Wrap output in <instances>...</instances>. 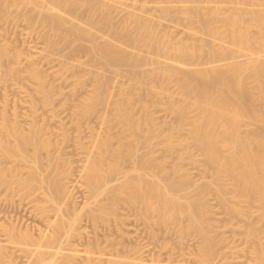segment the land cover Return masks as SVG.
Instances as JSON below:
<instances>
[{
    "label": "rangeland",
    "instance_id": "1",
    "mask_svg": "<svg viewBox=\"0 0 264 264\" xmlns=\"http://www.w3.org/2000/svg\"><path fill=\"white\" fill-rule=\"evenodd\" d=\"M1 1L5 4L4 10H2V15H5V17L0 21V46L7 54L5 55L4 52L5 57L3 59V55L0 57V136L5 137L4 132L1 130V123L5 116L13 121L16 118L15 120L19 122V125L23 129L25 128L24 132L28 133L27 127L30 123L29 120L32 119L30 112L33 106L31 105H36L37 115L35 113V118L39 121V125L41 124L40 126L43 127V134H45L44 136L50 142L46 140V145H49L42 147L44 149L40 150L43 158L40 155L42 168H40L41 171L38 177L52 176V174L59 173L60 175L58 176L62 177L60 178L63 195L61 196L62 199L60 198L58 201V206L56 205L55 208L51 206V201H49L48 196L43 192L42 188H39L42 187V182H38V179H40L38 177L35 179L38 181H32L33 186L36 185L37 187L34 186L32 191L29 189L30 192H27V189H23L25 188L23 187L24 185L22 184V188L21 183L14 179H18V176L12 177L9 175L7 179H14L18 183L16 185L15 182L14 186L19 191L9 190L0 181V242L3 241L1 239L5 240L8 237L4 235L7 232H3V230L9 227H16L17 231L23 233L29 231L37 238L42 231L51 234L54 231V228L49 223L51 219H59L62 216H60V213L68 216V212L70 215L72 211V213L75 211L77 214L80 213V219L75 224V226L77 225V231L75 230L73 233L77 232L78 234L71 233L69 238L75 235V237L73 236L74 239L72 238L71 241L64 242L66 246H69L68 242H72L70 246L74 244L73 247L77 246L82 252L85 250L98 252V254L93 252L94 256L99 255V252L103 253V261L99 263L96 261L97 264H106L107 258L113 254L114 258L116 257L115 259L120 257V260L123 259L126 262L128 260L132 261L126 264H134V262L150 264L154 260H161V263L168 264H205L204 262H208V260L200 255L202 253L200 250L202 248V239L193 228L181 232L178 228L179 225L174 222V219L168 218L167 220L170 219V221H166V225L156 223L154 218L143 219L138 214L140 205L136 206V208L135 206L128 205L129 203L125 200L126 193L118 192V194L122 195H120V198L117 194V205L115 202H111L110 197L114 194L112 192L108 193L109 189L108 192L96 199L90 195L88 185L85 183L86 180L82 176L83 173H81L88 163L87 156L90 154L89 152L95 151L93 143H95L96 138L100 137V135L101 137L106 135L105 133L110 134L112 132V139L114 137L112 146L115 144L113 147H116L118 143L116 142V140L118 141L117 137L119 138L123 128L118 124L115 125V123L111 127L108 119L112 116L113 106L116 101H126L128 98H131L132 104L130 106L133 112L136 113L135 115L138 118L143 117L146 113L144 106H147L149 115H151L153 121L151 129H149L151 131L147 128V132H145L148 137L153 136V140L155 141L150 146L143 144L137 149L139 154H141L138 155L141 157L149 155V150L153 151H150V154L153 153L154 160L148 166V168L151 166L149 170H155L159 176H163L165 173L161 174V169L159 168L162 165L165 169L164 172L166 171L167 175H170L167 178L179 180L187 178L189 180L188 191L190 194H195L200 188L208 186L209 182L216 183L215 185L223 189L224 196L230 201L234 202L235 200L237 204L247 208L248 215L246 216L232 215L221 203L220 195L215 188L205 189V205L202 218L209 225L210 234H212L217 250L209 262L212 261L210 262L211 264L213 262L216 264H257L258 262L261 264L263 262L262 264H264V256H262L264 253V219L261 217L260 204L258 202L256 204L248 203L240 196L237 199L233 195L236 188L233 186L231 180L225 177L224 174H222L223 176L215 174L217 172H214L210 168L201 149L192 137L190 119L196 114V111L190 108L189 117L181 120L179 115L169 107V100L181 101L184 98L182 88L176 82L159 81L157 79L158 69L162 66L177 68V64H180V57H176L174 53H164L163 50H154V48L150 47L147 40H143L145 37L138 41L136 45L131 46L128 44V40H126L127 35H123L120 39L114 38L108 28L89 26L87 19H85L87 16L83 17L84 19H77L62 10L64 13H61L64 14L67 20L74 22L78 26L90 28L94 35L93 39H76V37H72V41L66 44L61 38H57L52 34L51 28L45 21L46 16L50 13V6L52 7L53 0ZM87 1H97L96 3H98L100 0H79L81 11L87 12ZM105 1L108 4L106 6L107 10L109 9L108 17H110V21L114 27L118 29L125 28L126 31L129 29L128 33H126L128 35L135 33L136 23L134 17L138 14L137 16L139 17L144 16L142 19L147 24L154 25L157 30L156 32L160 37H163V40H169L170 36V39L176 42L181 41L183 44L192 46L205 45L202 51L196 50L194 53V56L196 54L195 57L184 61L185 63L182 64L184 69L182 68V71L186 70V73H191L207 66H219L231 62H247V60H251L250 56L253 54L250 50L244 49V47L240 49L241 46L233 45L229 37L218 36L217 38V36L208 35V33L204 32L205 30L201 27L196 16L189 15V17L186 14L188 9L199 8L205 12L213 11V8L214 10L220 9L223 15L227 13L231 14L232 11H240L243 14L244 23L246 21L245 24H249L252 21L253 10H264V0H103L104 3ZM254 2L258 3L255 5ZM136 11H139L141 14ZM165 12H168V15ZM125 25L127 26L125 27ZM217 25L221 27L223 26V22L219 21ZM252 29L255 37H258V30L256 28ZM205 38L209 40V43ZM54 40L59 41V45L56 47L53 44ZM109 40L115 42L131 55L140 57L142 59L140 64L136 67L112 65L106 63L98 55L95 56L92 52L93 48ZM210 42H216L217 44H214L212 47L213 43ZM220 47L222 48L220 49ZM230 48L235 52H232ZM262 50V52L260 51V58L264 61V49ZM247 53L250 55L248 56ZM212 55L216 57H212ZM12 68L16 70L15 73L17 75H10V72L13 71L14 73V70L10 71ZM34 71H39L44 77L43 85L46 88L47 95H50H48V100L46 99V95H44L45 93L39 90L41 80L34 74ZM2 72L3 74H10H6V77L2 75ZM135 72H141L146 76L145 79L151 85L152 90V92L151 90H148V92L151 93L141 88V84H131L133 82L131 79ZM1 76H4V79ZM102 80H107L109 86L105 93L102 94L103 100L95 105V91ZM252 85L250 83V86ZM32 98L33 100L35 99L34 102L36 104L31 102L33 101ZM92 104L96 107L95 112L85 115L84 109ZM15 106H17L18 111ZM251 125L250 122H247L243 124L242 128L245 129L244 131H247L251 128ZM169 142L173 144L174 148L172 151H168L165 146ZM60 155L63 156L61 157ZM13 163L11 161L10 163L4 162L1 166L3 168L5 166L7 170L9 166L13 167V169L14 167L20 169L19 178L22 176L25 179L28 176V169L21 168L19 165H14ZM126 164V166L129 165L128 168L126 167V170H131L133 162L128 163L127 161ZM123 165V168H125V162ZM70 167L71 169H69ZM179 167L182 169L180 173L176 171ZM52 169L53 171L57 169L55 172L60 170L55 173ZM146 170L151 172L147 168ZM131 173L136 176V172ZM121 178L122 174H117L111 179V181L114 179L112 181L113 184L110 183L108 185L111 186L107 185L106 187L110 188L113 186L114 189L118 185V182L122 180ZM174 192L176 195L178 193V195L184 194L178 189H175ZM118 198H120L119 204L117 203ZM109 202L115 206L114 208L112 205L111 209L117 208L115 213L110 214V208L108 212L107 209H103L106 213L110 214L107 215L109 216L108 221L106 222L107 217H105L106 219H103L104 222H102L101 218L103 217L101 215L98 216L100 220L98 218L97 220L93 215L94 210H97L98 207L101 208V206L110 207L111 204ZM90 203L91 206L89 205ZM136 211L137 213H135ZM101 214L103 215L102 212ZM185 219H183L184 224L187 221ZM250 225L257 227L258 236L249 233ZM121 227L123 230H120ZM6 241H3L2 244L5 245ZM89 244H91L90 247ZM63 247L65 249V244ZM255 248H261L260 256L255 252ZM11 249L12 245H9V250L11 251ZM12 251L14 252V257L18 256V258H15L18 264H24L26 257H23L19 251L16 254L17 252L16 249L14 251V248ZM117 253L118 255H116ZM75 260V264H86L84 257H78ZM0 264L3 263L0 262Z\"/></svg>",
    "mask_w": 264,
    "mask_h": 264
},
{
    "label": "bare ground",
    "instance_id": "2",
    "mask_svg": "<svg viewBox=\"0 0 264 264\" xmlns=\"http://www.w3.org/2000/svg\"><path fill=\"white\" fill-rule=\"evenodd\" d=\"M96 2L87 1L88 10L87 12H84L80 9L79 0H53L52 7L50 6V13L46 16L45 21L51 28L52 34H54L57 38H61L62 41L66 44H69L72 41V37H76V39H93L94 35L90 28L78 26L74 22L67 20L64 14H62L64 12L69 13V15L77 19H84L87 16L85 19H87V24L89 26L108 28L110 30V34L114 38L120 39V37H122L123 35H127L126 40H128V44L131 46L136 45L138 41L142 40L143 37H145L146 39L144 38L143 40H147L150 47L154 48V50H163L164 53H174L176 57L179 56L180 64H177V68H171V66H162L160 69H158L157 72V79H159V81L176 82L183 90L182 93L184 95V98L181 101H175L173 99L169 100V107L179 115L181 120L189 117L190 108H193L196 111V114L190 119L193 133L192 137L201 149L203 156L205 157L207 163H209L208 165H210V168L214 170V172H217L215 174H220L221 176H223L222 174H224L225 177L231 180L233 186L236 188L235 194L233 192V195H235L236 198L240 196L243 198V200L245 199L248 203L253 204H256V202H258L261 207V217L262 219H264V61L260 58V51L264 49V10H253V15L251 16L252 21L249 19V21L251 22L249 24H245L246 21L244 23L243 14L240 11L235 10L236 12L232 11L231 14L227 13L228 15H223V13L220 12V9L214 10L213 8V11L211 10L210 12H205L203 11V9L201 10L199 8L188 9L186 14L188 16H196L201 27L205 30L203 31L208 33V35L210 34L213 36H217V38L218 36L227 38L229 37L232 40L233 45H238L239 47L241 46L240 49L244 47V49L250 50V52H252L253 54H251L250 56L251 60H247V62H231L219 66H207L206 68H200L191 73H186V70L182 71V68L184 69V67L182 66V64L185 63L184 61L195 57L196 54L194 56V53L196 52V50L202 51L205 45H196L198 46L196 47L189 44H183L181 41H179V43L170 39V36L169 40H163V37H160L156 32L157 30L155 29L154 25L152 26L149 25V23L147 24L142 19V17L144 16L139 17L137 16L138 14H136L135 17L133 16L136 23L135 33H130L128 35L126 33H128L129 29H127V31L125 28H122L123 30L118 29L114 27L113 23L110 21L111 19L110 17H108L109 9L107 10L106 6L108 4L106 3V1L105 3L103 2V0H100L98 3ZM257 3H255V5ZM4 5L5 4L0 0V21L5 17V15H2ZM162 10L164 11V9ZM166 14L168 15V12ZM219 21L223 22V26L220 27L217 25V22ZM124 23L126 22L124 21ZM126 26L127 25H125V27ZM252 28H256L258 30V37H255L252 32ZM208 41L209 40H207V42ZM53 44L56 47L59 45V41L54 40ZM214 44L216 45L217 43H213L212 47L214 46ZM221 48L222 47H220V49ZM233 51L234 50H232V52ZM4 52V49L0 46V57L1 55H3L2 59L7 54L5 52L4 55ZM92 52L95 56L98 55L106 63L112 65H127L130 67H136L142 61L140 57L131 55L125 49L111 40L104 44L96 45L93 48ZM249 55L250 54H248V56ZM214 56L212 55V57ZM220 56L222 57L221 54ZM11 70H14V68L10 69V71ZM3 71L5 72V70ZM6 71L8 72V70ZM15 72L16 70H14V73ZM10 73L3 74L2 72V75L6 77V74H10L12 76L17 75V73L14 74L13 71ZM34 74L41 80L39 90L40 92L45 93L44 95H46V99L48 100L50 95L48 94V96L47 91H45L46 88L43 85V75L39 71H34ZM4 76H1V78L4 79ZM144 76L145 75H143L141 72H135L131 79L133 81L131 84H141L140 87L144 88L148 92V90H151V85L145 79L146 76ZM250 83H252L253 85L250 86ZM108 86L109 82L107 80H102L98 84L94 95L95 105L103 100L102 94L105 93ZM34 100L31 102L36 104ZM131 104V98H128L126 101H116L113 106L112 116L108 119L111 127L112 124L115 123V125L118 124L123 128L122 133L120 134L119 132V138L117 137L118 141L116 140V142L118 143L116 144V147H113L115 146V144L112 146V141L114 139V137L112 139L111 136L112 132H110V134L105 133L106 135L102 137L100 135V137L96 138L95 143H93L95 151L93 150L94 152H89L90 154L87 156L88 163L86 167H84L83 171H81V173H83L82 176L86 180L85 183H87L88 185L91 193L90 195L92 196V198L96 199L97 197L105 194L110 190L108 193L112 192L114 194L113 196L111 194V202L113 201L112 203L115 202L116 204L117 196L119 195V197L121 198L120 195H122L118 194V192L126 193V196L124 194L126 199L125 197L124 199L127 203H129L128 205H131L133 207L135 206V208L136 206L138 207V205H140V210L138 208V214L143 219L148 220L150 218H154V221L161 225H166V221H170V219L167 220L168 218H171V220L174 219V222L179 225L178 228L181 232L187 231L189 228H193L194 231H196V233L202 239V248L200 249L202 253L200 252V255H202L209 262V260L214 257L217 250L214 245L212 234H210L209 225L202 218V212L205 205V189L215 188L220 195L221 203L232 215L246 216L248 215L247 208L237 204V201L235 202V200L234 202L230 201L226 196H224L225 194H223V189L220 186L215 185L216 183L214 184L209 182L208 186L200 188L199 190L197 189L198 191H196V193L194 192L195 194H190L188 191L189 180L187 178L184 180H179L176 178L170 179L169 177L167 178V176L170 175H167L166 171L164 172L165 169L162 165H160L159 167L161 169L160 172L161 174L165 173L166 176H163H165L164 178L166 179L162 178V175V177L159 176V174H157L155 170H149L151 169V166L149 168L148 166L151 165L152 161L154 160V156L152 155L153 153L150 154L151 150H149V155L147 154L141 157L139 156L141 154H139V151L137 149H139V147H141L143 144L150 146V144L155 141L153 140V136L148 137L146 134L147 128L148 130L151 129L153 121L151 115H149L147 106H144L146 112L144 116L138 118L135 115L136 113H134L131 109ZM95 105L92 104L86 107V109H84L85 115L95 112ZM31 106H33V109H31L32 111L30 110L32 112H30L32 119L29 120L30 123L27 127L28 133L24 132L25 128L23 129L22 126L19 125V122L15 120L16 118L13 121L5 116L3 122L1 123V130L2 132H4L5 137L0 136V181H2V183L7 188H9V190H16V187L14 186L16 181H14V179L18 180L21 183H19L21 187L23 184V187L25 188H22L25 190L27 189V192L29 191V189L30 191L34 189L33 187L36 185L33 186V180H35L40 175V168H42L40 150L44 149L42 147L49 145H46V140L48 142L49 140L44 136L45 134H43V127L40 126L41 124L39 125V121H37V119L35 118V113L37 115L35 109L36 105L34 106L32 104ZM16 107L17 106H15V108ZM26 116L28 115L26 114ZM105 120L107 121V119ZM247 122H250L252 125L249 130L244 131L245 129H243L242 127L243 124ZM165 146L167 147L168 151H172V149L174 148L171 142L167 143ZM60 156L62 157L63 155ZM10 161L14 162V165H19L21 168L28 169V176L25 175L27 177L23 179L20 175L21 177L19 178V174L21 172L20 169H16L15 167L13 169V167L10 166L8 168L7 166V170L5 169V166L4 168L1 166V164H3L4 162L10 163ZM127 161L128 163L133 162L131 170H126V167L128 168L129 166H126ZM124 162L125 168H123ZM146 168L151 172H148ZM69 169H71V167ZM59 170L57 172H59ZM176 171L180 173L182 169L179 167L176 169ZM8 172L9 174H7ZM22 172L24 173V171ZM131 172H136V176H134V174ZM117 174H122V180L118 182V185L114 189L113 186L110 187L111 189L107 188L106 186L112 183L114 179L112 181L111 179ZM9 175H11L12 177L18 176V179L14 178L12 180H9L7 179V176ZM58 175L60 174L57 173L55 175L52 174V176L44 177L41 175L42 177H38L41 180H35L38 182H42V187L39 188H42L43 192L48 196L49 201H51V206L55 208L58 204L59 199L63 195V187L61 183L62 177ZM17 184L18 183L16 182V185ZM175 189L182 191L184 194L178 195V193L176 195L174 192ZM16 191H19V189H17ZM120 198H118V204ZM107 200L109 201V199ZM91 202L93 203V201ZM112 203H110V207L101 206V208L98 207L97 210L93 209V215L95 216V218L99 219L98 216L101 215V217H103L101 218V220H105V217H107V222L109 219V216L107 215L109 213H106L104 210L107 209L108 212L109 208L111 209L113 205ZM89 205L91 206V203ZM112 209L111 211L109 210L110 214H112L113 212L115 213L117 208L113 209L114 211ZM72 212V215H69V212L67 214L68 216L60 213V216H62L60 217L58 215L60 217L59 219H51L49 223L51 224L50 226L54 228L53 233L49 234L42 231L38 238L29 231H26L24 233L17 231L16 227H9L3 230V232H7L4 233V235H7L8 237H6L5 240H1L6 241L7 239L8 242L6 241L5 245L2 244L3 241L0 242V262L3 264H18L15 259L18 258V256H13V248L14 251L16 249V252L19 251L22 253L21 255L23 257H26L24 264H75V258L78 257H84L86 259V264H94L96 263V261H98L97 263L103 261L102 259H104V256H102L103 253L101 252H99V255L94 256L93 254L95 253V251H93L94 253L90 250H85L84 252H82L78 249L77 246L73 247L74 244L71 245V247L70 244H72V242H68L67 244H69V246H66L65 242L71 241L73 236L75 237L77 232L73 233V231H77V225L75 226V224L80 219V213L77 214L74 211V214ZM101 212L103 213V215L101 214ZM135 213H137V211ZM183 219L187 220L185 222L186 224H184ZM104 220L102 222H104ZM122 222L124 223V221ZM120 230H123L122 227ZM248 231L254 236L259 233H257L258 229L254 225H250ZM71 233L75 235L69 238V236H71ZM63 243L65 244L66 250L63 247ZM9 245H12L11 251L9 250ZM90 245L91 244H89V247ZM259 249L255 248V252L257 253V255H259L261 252V248ZM16 254H18V252ZM95 254H98V252ZM116 255H118V253ZM112 256L107 258L108 264H126L128 262H132L129 260L127 262L123 261V259L120 260V257L118 258V260L115 259L116 257L114 258V256ZM262 256H264V253L262 254ZM19 257L21 258V256ZM160 261L154 260L150 264H168L161 263ZM206 262L204 263L207 264L208 262ZM210 262L209 264H211ZM134 264L139 263L134 262ZM213 264L216 263L213 262ZM257 264H259V262Z\"/></svg>",
    "mask_w": 264,
    "mask_h": 264
}]
</instances>
